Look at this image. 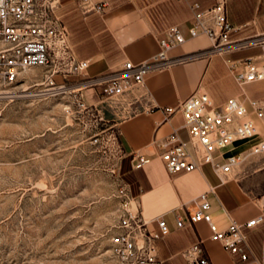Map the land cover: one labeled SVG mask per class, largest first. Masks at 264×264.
<instances>
[{
    "label": "crops",
    "instance_id": "0c3cea01",
    "mask_svg": "<svg viewBox=\"0 0 264 264\" xmlns=\"http://www.w3.org/2000/svg\"><path fill=\"white\" fill-rule=\"evenodd\" d=\"M104 3L103 10L83 11L81 0H61L60 13L69 29V42L77 59L87 60V75L94 76L117 67L124 60L138 63L150 59L158 50V35L168 27L178 25L185 41L173 47L168 56L208 49L210 40L199 34L190 37V3L209 7L215 0H91ZM228 18L234 28L230 38L236 39L264 32V0H228ZM254 52L241 50L230 54L237 58ZM80 82L86 76H78ZM208 93L215 104L228 97L239 96L240 89L229 74L219 55L174 63L149 71L143 85L132 88L123 96V108L128 116L118 123L117 137L127 162L123 170L128 174L133 203L148 228L156 229V219L163 217L169 233L158 240V256L164 264H188L182 251L201 239V246L211 264H262L264 261V221L253 228L243 226L252 254L247 260L225 250L220 243L209 239L210 231L204 221L188 223L196 208L200 193L207 192L212 221L224 228L230 220L244 223L257 215L264 206V155L245 159L233 171L219 177L208 164L190 172L170 175L156 155L154 140L161 139L173 126L181 124L179 113L168 117L164 107L174 106L195 89ZM248 96L264 93V83L245 85ZM97 97L96 87L82 92ZM259 131L262 124L257 121ZM186 138V132L180 129ZM264 138V136H263ZM251 141H236L227 148L226 155L238 153ZM140 152L149 158L142 167L132 166V157ZM176 217L183 221L176 226Z\"/></svg>",
    "mask_w": 264,
    "mask_h": 264
},
{
    "label": "built area",
    "instance_id": "2783aa9c",
    "mask_svg": "<svg viewBox=\"0 0 264 264\" xmlns=\"http://www.w3.org/2000/svg\"><path fill=\"white\" fill-rule=\"evenodd\" d=\"M80 5L83 11L101 12L104 7V3L91 0H81ZM61 7V0H0V87L11 85L20 72L41 66L45 68L43 83L52 89L63 86L55 84L57 75L86 76L79 86L96 87L104 97H121L143 85L145 75L153 69L203 55H219L238 85L240 95L215 104L206 91L197 88L176 105L164 107L168 117L179 113L182 121L164 137L153 141L156 155L170 175L208 164L219 177L231 173L245 159L264 155V93L251 97L244 89L249 83H264V32L231 39L234 26L228 18V0H215L204 8L196 2L190 3L188 34L190 37L204 34L211 43L208 49L169 57L168 52L186 39L178 25H172L158 35L159 50L150 59L138 63L124 60L117 67L94 76L87 75L88 61L77 59L73 54ZM241 50L254 52L237 58L230 56ZM257 121L262 124V131ZM180 129L186 132V138L180 135ZM236 141L251 143L238 153L226 155L227 148ZM149 160L136 152L132 166L142 167ZM119 193V231L110 237L117 264H164L158 256L157 242L169 233L167 222L158 217L157 228H148L129 189L123 187ZM209 207L207 192L200 193L188 223L206 222L210 240L220 243L241 260H247L252 250L243 226L253 228L263 223L264 206L246 222L230 220L224 228L212 221ZM182 225V219L176 217V226ZM201 243L199 239L182 251L188 264H211Z\"/></svg>",
    "mask_w": 264,
    "mask_h": 264
},
{
    "label": "rangeland",
    "instance_id": "374dc122",
    "mask_svg": "<svg viewBox=\"0 0 264 264\" xmlns=\"http://www.w3.org/2000/svg\"><path fill=\"white\" fill-rule=\"evenodd\" d=\"M44 74L30 67L0 87V264H117L128 110L122 97L82 96L76 75L52 89Z\"/></svg>",
    "mask_w": 264,
    "mask_h": 264
}]
</instances>
